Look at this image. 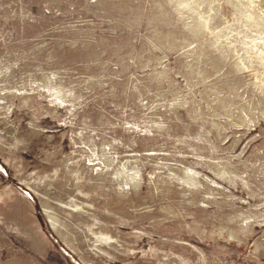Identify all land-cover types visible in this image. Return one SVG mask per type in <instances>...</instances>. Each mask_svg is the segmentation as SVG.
<instances>
[{
  "label": "rangeland",
  "instance_id": "obj_1",
  "mask_svg": "<svg viewBox=\"0 0 264 264\" xmlns=\"http://www.w3.org/2000/svg\"><path fill=\"white\" fill-rule=\"evenodd\" d=\"M260 3L0 0V264H264Z\"/></svg>",
  "mask_w": 264,
  "mask_h": 264
},
{
  "label": "bare ground",
  "instance_id": "obj_2",
  "mask_svg": "<svg viewBox=\"0 0 264 264\" xmlns=\"http://www.w3.org/2000/svg\"><path fill=\"white\" fill-rule=\"evenodd\" d=\"M209 1H210V4H209L210 10L205 14V13H201L195 9L198 7L202 8L205 4V0H193V2L191 4L187 0H168V2L174 7V9L178 12L179 15L183 14V11L185 8L191 10L192 15L194 16V17H191V22L196 27L202 28L203 26L208 25L214 29L213 23H215V28H217V26H219V25L221 26L222 24H224L225 26L221 27L223 32L221 30V32L217 33L216 36L224 35L227 37L229 34H231V32L235 31V27L233 24H231L230 26H226V24H225L227 22V20L231 21L235 17V15H236L235 10H233V11L231 10V12H228V13H226V15H223L224 13L222 12V9H221L222 3L228 4V5H231L233 3H235V4L238 3L237 7H238V9H240V12H243L245 14V16L246 15L248 17L250 16L247 14V12L249 10H248V6H246V0H209ZM260 5L261 6L258 7V11L260 13H264V5H262L261 3H260ZM192 7H194V8H192ZM219 13L222 15V17H224V19L220 16ZM184 25L186 26L185 22H184ZM244 43H245L244 46H241V48L238 51L240 53V55L242 56V66L238 67L236 63H234V64L238 67L239 70H245V69L250 70V68H256L257 73H258L257 78H260L261 81H264V61L261 59V57L258 54H256V56H254V57H250L248 54H244L243 53L244 51L249 50V48H247L248 47V44H247L248 41L244 40ZM251 43H253V42L250 41V46L254 50L257 49L260 54L264 53V46H262L259 41L255 42V44H258L255 46H252ZM242 50H244V51H242ZM253 59H256L255 62L257 61L259 66L255 67L254 64H250V62L253 61ZM260 69H263V72L259 71ZM256 87L258 88V90L261 93H264V86H261L258 83ZM42 203H43V201H42Z\"/></svg>",
  "mask_w": 264,
  "mask_h": 264
},
{
  "label": "flooded vegetation",
  "instance_id": "obj_3",
  "mask_svg": "<svg viewBox=\"0 0 264 264\" xmlns=\"http://www.w3.org/2000/svg\"><path fill=\"white\" fill-rule=\"evenodd\" d=\"M50 206V205H49ZM42 207H43V210H44V212L46 213V206H45V202H43L42 203ZM53 209V208H52ZM54 210V209H53ZM55 212V211H54ZM53 227V226H52ZM52 229H54V230H56L54 227L52 228ZM57 231V230H56ZM58 233L60 234V233H63V232H61V231H59L58 230ZM61 235V234H60Z\"/></svg>",
  "mask_w": 264,
  "mask_h": 264
}]
</instances>
